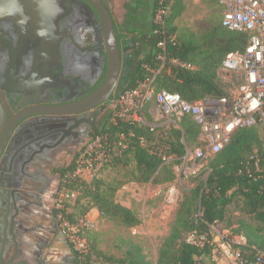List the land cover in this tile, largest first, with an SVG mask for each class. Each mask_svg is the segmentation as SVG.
I'll return each mask as SVG.
<instances>
[{
	"label": "flooded vegetation",
	"instance_id": "af4514ba",
	"mask_svg": "<svg viewBox=\"0 0 264 264\" xmlns=\"http://www.w3.org/2000/svg\"><path fill=\"white\" fill-rule=\"evenodd\" d=\"M97 1L113 19L122 67L116 93L82 110L77 105L100 88L109 69L100 12L87 0H0V250L16 255L14 263L70 261L58 204L63 181L106 125L135 68L140 0H129L130 9L120 0L122 22L115 0Z\"/></svg>",
	"mask_w": 264,
	"mask_h": 264
},
{
	"label": "trees",
	"instance_id": "16d2710c",
	"mask_svg": "<svg viewBox=\"0 0 264 264\" xmlns=\"http://www.w3.org/2000/svg\"><path fill=\"white\" fill-rule=\"evenodd\" d=\"M171 1L163 30L155 24L154 18L156 12ZM214 1L219 4V0ZM152 3L150 31L139 34L136 43L141 48L137 51L135 68L129 82L114 98L139 87L153 76L161 64L158 60L159 44L164 40L168 61L175 59L191 67L171 66L168 70L167 66L155 77L153 88L156 93L165 90L179 94L190 104L205 98L229 97V87L220 83L218 71L227 54L245 50L248 36L229 31L221 23L196 34L177 23L186 10V0H152ZM153 106L155 103L147 106L145 115L149 122L158 124L148 112ZM110 117L94 138L107 134L121 154L112 158L90 184L72 178L75 161L63 181V188L78 191L80 197L73 206L65 204L60 215L72 219L97 210L100 217L135 228L141 220L134 211L117 202L118 191L127 182L155 186L167 184L168 188L177 179L176 170L188 146L195 143L191 149L202 146L199 141L201 131L190 116H186L179 127L169 125L154 129L123 122L111 124ZM120 135H123L122 139ZM208 160L211 163L205 170L208 173L205 182L178 201L173 226L159 249L156 264H213L212 248L200 250L188 244L187 238L196 229L206 231L208 225L215 223H226V228L243 234L250 246L264 251V124L238 130L230 144ZM108 168L116 171V176L109 181L99 177ZM69 207L74 213L67 212ZM233 212L237 216L232 217ZM233 225L236 228H231ZM93 254L102 264L94 251ZM110 262L155 264L134 241L127 242L123 258H111Z\"/></svg>",
	"mask_w": 264,
	"mask_h": 264
},
{
	"label": "built area",
	"instance_id": "2783aa9c",
	"mask_svg": "<svg viewBox=\"0 0 264 264\" xmlns=\"http://www.w3.org/2000/svg\"><path fill=\"white\" fill-rule=\"evenodd\" d=\"M219 4L222 26L248 36L245 50L227 54L218 71L220 83L229 87V97L205 98L190 104L179 94L165 90L156 93L153 88L155 77L167 66L168 70L171 66L191 67L175 59L168 61L164 40L159 44L161 51L158 60L161 64L153 76L112 101L111 124H140L151 129L169 125L179 127L183 119L190 116L199 126L202 146L186 149L177 167L180 175L169 185L165 194L169 207H176L180 200L179 178L199 176L204 163L224 150L238 130L264 124V0H219ZM171 5L172 1L168 6L161 7L154 18L155 24L163 30ZM153 103L155 106L150 107L148 112L158 124L149 122L145 115L147 106ZM120 136L122 139L123 135ZM121 152L113 147L107 134L93 138L80 151L72 178L92 183L112 158ZM61 203L59 199V207L63 209ZM67 212L74 213L72 207ZM94 212H97L96 217L93 216ZM98 218L97 210L85 217L76 215L68 219L61 216L62 230L75 253L76 264H99L89 238V233L96 229ZM136 229L133 228L134 233ZM187 243L200 250L212 248L213 264H264V251L250 246L243 234L218 223L208 225L206 231L196 229L189 234Z\"/></svg>",
	"mask_w": 264,
	"mask_h": 264
},
{
	"label": "rangeland",
	"instance_id": "374dc122",
	"mask_svg": "<svg viewBox=\"0 0 264 264\" xmlns=\"http://www.w3.org/2000/svg\"><path fill=\"white\" fill-rule=\"evenodd\" d=\"M152 5V0H140V8L137 15H141L140 20L142 22L135 24L140 26L138 30H141L142 33L150 31ZM126 9H130L129 0L126 1ZM116 15L117 18L121 16L118 13ZM221 21L222 9L218 2L214 0H186V10L181 18L178 19L177 23L180 27L189 28L196 34H202L214 24L221 23ZM118 22H122L121 17ZM143 52H145L144 48ZM195 146L196 143L188 146V148L191 149ZM210 163L211 160L204 163V169L199 176L179 178L180 201L200 183L205 182L208 175L205 170L209 168ZM176 172L178 178L180 172L178 169ZM115 176L116 171L108 168L99 177L109 181ZM166 188L167 184L155 186L127 182L118 191L116 197L117 202L134 211L141 220V224L137 226L136 232L134 233L133 228H127L115 221L99 216L96 222V229L89 233V238L93 251L102 264H112L110 262L111 258H123L128 241H134L139 244L143 248L147 258L151 262L157 263L159 249L163 241L170 234L178 208V206H167L165 202ZM62 192L63 196L60 197L62 200V208H65V204H74L80 197L78 191H69L63 188ZM93 216L96 217L97 212H94ZM231 216L235 217L237 213L233 212ZM226 225L225 223L221 226L226 228ZM231 228H236V226L233 225Z\"/></svg>",
	"mask_w": 264,
	"mask_h": 264
},
{
	"label": "water",
	"instance_id": "95a60500",
	"mask_svg": "<svg viewBox=\"0 0 264 264\" xmlns=\"http://www.w3.org/2000/svg\"><path fill=\"white\" fill-rule=\"evenodd\" d=\"M94 8L100 12L103 28L105 31L106 42H107V53L109 58V69L105 81L94 93H92L88 98L83 102L79 103L77 107H80L82 110H93L98 105H101L108 101L109 97L116 93V87L119 82L120 70L122 67V53L118 46L116 39V33L113 26V19L110 12L99 3L97 0H87ZM82 110L70 111L67 115H78ZM38 113L37 115H39ZM55 114V113H51ZM48 115V114H44ZM50 115V114H49ZM26 119V118H25ZM25 119L23 118L17 125L14 126L9 137L7 139V145H10L13 142V138L17 132L25 125ZM10 119V123H11ZM1 156V155H0ZM16 260V255L10 256V252L5 249L0 250V264H31L30 262L19 261L14 263Z\"/></svg>",
	"mask_w": 264,
	"mask_h": 264
},
{
	"label": "crops",
	"instance_id": "0c3cea01",
	"mask_svg": "<svg viewBox=\"0 0 264 264\" xmlns=\"http://www.w3.org/2000/svg\"><path fill=\"white\" fill-rule=\"evenodd\" d=\"M116 1V3H117V6H116V8H115V11H116V13H118V15L121 17V21H122V15H123V12H124V10L121 8V5L123 4V1H120V0H115ZM119 17V18H120ZM118 18V19H119ZM151 23V22H150ZM94 214V213H93ZM69 262L67 263V264H76L77 263V261H76V256H75V254H74V252L72 251V253L69 255Z\"/></svg>",
	"mask_w": 264,
	"mask_h": 264
}]
</instances>
